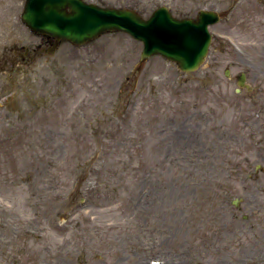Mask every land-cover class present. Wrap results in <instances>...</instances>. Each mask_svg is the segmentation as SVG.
<instances>
[{"label": "rangeland", "instance_id": "rangeland-1", "mask_svg": "<svg viewBox=\"0 0 264 264\" xmlns=\"http://www.w3.org/2000/svg\"><path fill=\"white\" fill-rule=\"evenodd\" d=\"M84 1L220 20L191 73L122 33L17 65L0 0V264H264V0Z\"/></svg>", "mask_w": 264, "mask_h": 264}, {"label": "water", "instance_id": "water-1", "mask_svg": "<svg viewBox=\"0 0 264 264\" xmlns=\"http://www.w3.org/2000/svg\"><path fill=\"white\" fill-rule=\"evenodd\" d=\"M20 20L35 34L73 46L121 32L142 44L139 64L158 55L179 71L191 73L204 62L211 44L209 26L220 17L216 11L199 10L196 19H178L166 6H160L145 19L132 9L102 7L83 0H25ZM238 85L246 86L243 74Z\"/></svg>", "mask_w": 264, "mask_h": 264}, {"label": "flooded vegetation", "instance_id": "flooded-vegetation-1", "mask_svg": "<svg viewBox=\"0 0 264 264\" xmlns=\"http://www.w3.org/2000/svg\"><path fill=\"white\" fill-rule=\"evenodd\" d=\"M28 31L38 39L37 42L32 44L33 46L31 47H25L24 45L16 46V44L6 46V48L3 50L10 52V63L18 65L25 62L26 60L33 63L34 58L36 59L38 56L40 57L44 54H53L62 43V41L57 42L50 36L36 35L30 30ZM16 57L19 58L20 62L15 60Z\"/></svg>", "mask_w": 264, "mask_h": 264}]
</instances>
